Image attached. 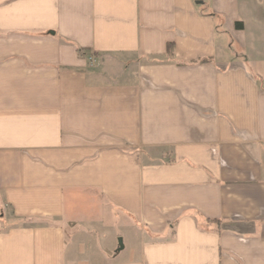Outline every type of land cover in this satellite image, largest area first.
Returning <instances> with one entry per match:
<instances>
[{"label":"crops","instance_id":"1","mask_svg":"<svg viewBox=\"0 0 264 264\" xmlns=\"http://www.w3.org/2000/svg\"><path fill=\"white\" fill-rule=\"evenodd\" d=\"M255 4L0 0V264H264Z\"/></svg>","mask_w":264,"mask_h":264},{"label":"rangeland","instance_id":"2","mask_svg":"<svg viewBox=\"0 0 264 264\" xmlns=\"http://www.w3.org/2000/svg\"><path fill=\"white\" fill-rule=\"evenodd\" d=\"M255 7L256 10L253 13V21L250 22L252 25H264V0H255ZM258 8V9H257ZM254 20H257V23L254 22ZM251 32V26L249 33ZM252 33V32H251ZM262 33H258L260 35ZM110 219H107V221L103 224H98L95 228L94 232V242H91L89 252L91 253V257L95 256L93 255V249H98L102 252L103 258L105 261H107L110 257L114 256V253L112 250L108 248L109 245L116 244L118 247L117 254H121L119 258H129L132 256H135L136 253L131 254L132 248L138 250L139 244H140V234L138 231H140L136 225L132 223V230L127 229L128 221H125V219L121 217H117V214H115L112 218V221H109ZM130 248L129 249V246ZM126 248V250H124ZM124 250V252H123ZM129 250V251H128Z\"/></svg>","mask_w":264,"mask_h":264},{"label":"trees","instance_id":"3","mask_svg":"<svg viewBox=\"0 0 264 264\" xmlns=\"http://www.w3.org/2000/svg\"><path fill=\"white\" fill-rule=\"evenodd\" d=\"M237 28H241L242 27V24L241 23H239V22H237Z\"/></svg>","mask_w":264,"mask_h":264},{"label":"built area","instance_id":"4","mask_svg":"<svg viewBox=\"0 0 264 264\" xmlns=\"http://www.w3.org/2000/svg\"><path fill=\"white\" fill-rule=\"evenodd\" d=\"M92 62H94V60H93V58L92 59H90Z\"/></svg>","mask_w":264,"mask_h":264}]
</instances>
